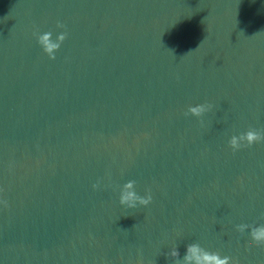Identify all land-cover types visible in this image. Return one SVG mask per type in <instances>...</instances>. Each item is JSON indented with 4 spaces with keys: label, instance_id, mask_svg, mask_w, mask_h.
Listing matches in <instances>:
<instances>
[{
    "label": "water",
    "instance_id": "95a60500",
    "mask_svg": "<svg viewBox=\"0 0 264 264\" xmlns=\"http://www.w3.org/2000/svg\"><path fill=\"white\" fill-rule=\"evenodd\" d=\"M195 83L244 133L264 132V0H93ZM264 156V141L254 144Z\"/></svg>",
    "mask_w": 264,
    "mask_h": 264
},
{
    "label": "clouds",
    "instance_id": "9594fccd",
    "mask_svg": "<svg viewBox=\"0 0 264 264\" xmlns=\"http://www.w3.org/2000/svg\"><path fill=\"white\" fill-rule=\"evenodd\" d=\"M58 28H63L64 25L58 23ZM35 35V33H34ZM67 38L66 32H61L56 39H52V32H45L37 36V42L41 46L43 52L50 60H55V53L60 49L61 44ZM212 104L205 103L196 106H190L185 115H191L197 118L202 117L206 112L211 111ZM201 123H203L201 121ZM264 141V132L255 129L240 134L233 135L229 140V147L235 152L242 147H251L253 144ZM136 181L130 180L123 185V190L120 193L119 203L127 208L135 209L137 206L147 207L152 202V195L150 190L146 191L144 196H140L135 191ZM93 189L99 187V181L92 185ZM5 206H7V203ZM246 229H250V236L257 245H264V225L253 226L248 224L237 225V231L243 233ZM172 258L174 264H230V257L223 258L218 253H212L204 250L199 244L191 243L186 245V251L183 259H180V252L178 247H173L167 254Z\"/></svg>",
    "mask_w": 264,
    "mask_h": 264
}]
</instances>
